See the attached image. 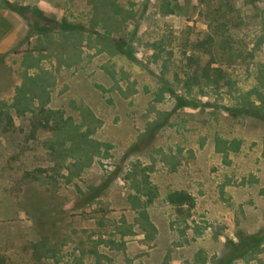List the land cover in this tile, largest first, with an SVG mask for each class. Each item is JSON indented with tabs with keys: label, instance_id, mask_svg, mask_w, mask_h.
Masks as SVG:
<instances>
[{
	"label": "rangeland",
	"instance_id": "374dc122",
	"mask_svg": "<svg viewBox=\"0 0 264 264\" xmlns=\"http://www.w3.org/2000/svg\"><path fill=\"white\" fill-rule=\"evenodd\" d=\"M200 9L0 0V264H264V111L238 106L264 103L258 19L227 66L238 91L191 94Z\"/></svg>",
	"mask_w": 264,
	"mask_h": 264
},
{
	"label": "trees",
	"instance_id": "16d2710c",
	"mask_svg": "<svg viewBox=\"0 0 264 264\" xmlns=\"http://www.w3.org/2000/svg\"><path fill=\"white\" fill-rule=\"evenodd\" d=\"M4 2L7 8L19 11L11 3ZM260 3H263V0H199L201 6L199 16L206 29L196 31L191 27V31L187 32L186 38V45L191 49V66H196L195 69L192 68L194 71L191 73V94L196 88L201 91L209 87L216 91L224 89L228 93H232L234 90L238 91V82L233 74L229 72L227 66L238 52L241 53L243 50L241 47L246 44L245 39L247 37H241L239 33L245 28L248 20L258 19V31H256L258 34L254 43V51L264 44V9L260 6ZM246 57L252 59L253 55L249 53ZM203 58L206 61L201 66ZM248 66L250 65L248 64ZM255 75L263 80L262 76L260 77L261 71H257ZM246 96L243 95V97ZM179 101L182 100L179 99ZM238 102V106L244 110V113L256 119H262L259 113L264 111L263 102L257 104L250 99L239 100ZM35 126L50 131L54 130V127H51L48 121L38 123ZM217 144V151L221 153L236 150L235 145H239L236 141L230 144L219 139ZM167 200L180 212L192 210L195 207L194 198L183 191L170 193ZM40 214L42 213L40 212ZM260 241L255 236L243 238L241 248L236 245L233 246V255L230 256L232 258L228 261L233 259L235 253L244 256L246 250L254 248Z\"/></svg>",
	"mask_w": 264,
	"mask_h": 264
}]
</instances>
